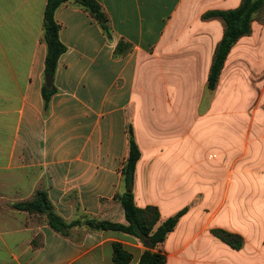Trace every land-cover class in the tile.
Masks as SVG:
<instances>
[{"label": "crops", "instance_id": "0c3cea01", "mask_svg": "<svg viewBox=\"0 0 264 264\" xmlns=\"http://www.w3.org/2000/svg\"><path fill=\"white\" fill-rule=\"evenodd\" d=\"M97 1L112 38L84 9L56 10L67 50L46 111L47 0H0V264H113L115 241L136 264L146 247L131 235L78 227L64 236L11 207L45 187L68 221L79 211L126 223L114 197L129 125L141 151L136 204L157 206L159 224L185 209L158 246L166 264H264V129L253 127L264 108V26L252 23L210 89L224 28L202 15L241 0ZM121 39L132 49L115 57ZM216 229L240 234L243 246Z\"/></svg>", "mask_w": 264, "mask_h": 264}, {"label": "trees", "instance_id": "16d2710c", "mask_svg": "<svg viewBox=\"0 0 264 264\" xmlns=\"http://www.w3.org/2000/svg\"><path fill=\"white\" fill-rule=\"evenodd\" d=\"M62 4L74 5L87 11L98 22L103 32L112 38L110 18L97 0H47L43 33L47 49L45 75H50L53 78L56 75L60 56L67 50L66 45L60 39V25L55 19L56 10ZM263 15L264 0H241L235 8L213 9L202 15L203 20L214 18L221 20L224 28L223 36L214 51L208 76V88L215 89L217 87L231 49L242 37L252 34V23L255 20L264 24ZM131 49L132 44L121 39L115 48L114 56H123ZM57 92L58 89L54 83L51 86L43 85L42 95L46 111L50 106L52 97ZM128 140L129 152L121 170V187L114 197L122 205L126 223L100 219L79 211L73 220L68 221L56 211L45 187L38 188L30 199L12 203L11 207L45 218L46 223L54 231L64 236H70L72 230L78 227L90 231H115L131 235L146 247L136 264H166L167 257L158 250V246L174 230L185 209L159 224L160 211L157 206L139 207L136 204L133 188L136 165L141 157V151L131 125L128 126ZM214 234L232 248L240 249L243 246L244 239L240 234L224 229H216ZM32 244L34 247H38L42 245V240L36 236L32 240ZM112 246L113 264H130L132 262L134 255L123 243L115 241Z\"/></svg>", "mask_w": 264, "mask_h": 264}, {"label": "rangeland", "instance_id": "374dc122", "mask_svg": "<svg viewBox=\"0 0 264 264\" xmlns=\"http://www.w3.org/2000/svg\"><path fill=\"white\" fill-rule=\"evenodd\" d=\"M255 21H256L257 24L264 26V24L261 21H259V20H255ZM262 60L263 61L261 63L264 65V56L262 57ZM262 90H264V89H262ZM254 99H255V96L253 97V100ZM259 106L261 107L263 105L254 104V108L255 107H259ZM253 115H254V118H253L254 119L253 120L254 121L253 127L254 128H261L262 127L264 129V123H262V121H264V108H259V110H257L256 113L254 111V114Z\"/></svg>", "mask_w": 264, "mask_h": 264}, {"label": "water", "instance_id": "95a60500", "mask_svg": "<svg viewBox=\"0 0 264 264\" xmlns=\"http://www.w3.org/2000/svg\"><path fill=\"white\" fill-rule=\"evenodd\" d=\"M52 82H53V77L50 76V75H47V76L45 77V83H46V85H47V86H51V85H52ZM148 246H149V245H148Z\"/></svg>", "mask_w": 264, "mask_h": 264}]
</instances>
